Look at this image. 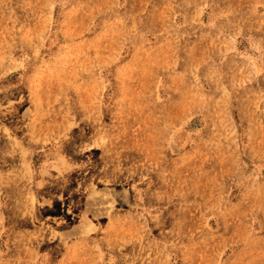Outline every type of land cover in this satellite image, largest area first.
Segmentation results:
<instances>
[{"label":"rangeland","instance_id":"374dc122","mask_svg":"<svg viewBox=\"0 0 264 264\" xmlns=\"http://www.w3.org/2000/svg\"><path fill=\"white\" fill-rule=\"evenodd\" d=\"M0 264H264V0H0Z\"/></svg>","mask_w":264,"mask_h":264}]
</instances>
